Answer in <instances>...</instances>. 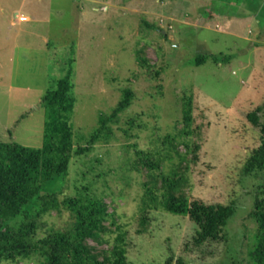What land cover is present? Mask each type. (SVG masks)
Returning <instances> with one entry per match:
<instances>
[{
    "label": "rangeland",
    "instance_id": "rangeland-1",
    "mask_svg": "<svg viewBox=\"0 0 264 264\" xmlns=\"http://www.w3.org/2000/svg\"><path fill=\"white\" fill-rule=\"evenodd\" d=\"M226 2L0 0V141L43 147L44 134L60 122L61 137L53 132L50 139L71 149L68 174L46 185L50 190L62 186L60 198L81 193L111 201L130 223L129 264H165L170 258L171 264H245L249 259L254 225L244 217L251 209L254 177L241 169L260 137L246 115L260 108L264 120V11L253 18L251 7H241L244 2L239 7ZM258 3L264 10V0H254ZM25 14L37 19L40 29L34 34L16 33L15 22ZM256 40L259 47L251 46ZM146 43L150 74L137 67L133 55ZM200 53L230 59L195 65ZM71 54V97L41 105L48 84L70 65ZM125 88L133 96L118 120L109 123L112 134L79 152L88 146L99 112L109 114ZM186 96L192 97L194 126L200 128V138L197 132L190 138L200 147L197 161L189 163L188 193L207 203H234L225 241L196 244V224L163 211H150L146 232L135 233L142 191L141 177L130 169L132 145L155 149L160 137L173 133ZM42 221L57 229L70 218L61 209ZM39 262L32 257L14 264Z\"/></svg>",
    "mask_w": 264,
    "mask_h": 264
},
{
    "label": "trees",
    "instance_id": "trees-1",
    "mask_svg": "<svg viewBox=\"0 0 264 264\" xmlns=\"http://www.w3.org/2000/svg\"><path fill=\"white\" fill-rule=\"evenodd\" d=\"M242 2L245 6L241 7H251L250 16L253 18L264 11L259 3L254 5V0H227L226 4L239 7ZM238 16H242L241 13ZM256 21L261 24L260 19ZM147 45L137 47L133 55L137 67L150 74L153 65L145 54ZM253 45L259 47L260 41H251ZM73 55L68 59L70 65L62 77L48 84L41 105L61 103L67 95L71 97ZM207 59L226 63L230 58L222 54L200 53L192 63L200 65ZM132 96L133 92L125 88L109 114L99 112L97 127L89 136L88 146L80 148L79 152L91 149L93 143L112 134L109 123L118 120L119 114L130 105ZM182 101V115L174 123V132L160 137L155 149L132 145L130 169L141 177L142 191L135 214V233L146 232L150 211H163L185 216L194 222L197 229L192 239L196 244L208 240L225 241L228 236L225 225L234 212V203H207L191 198L188 193L189 163L197 161L200 147L190 138L197 132L199 139L200 128L194 126L192 97L186 96ZM260 115V108L246 115L258 129L260 137L258 146L245 158L241 169L243 174L254 177L251 209L244 217L254 225L253 246L249 248V259L246 261L245 258V264H264V120L261 121ZM59 127H62L60 122L54 130L51 128L57 137H61ZM52 133L44 134L43 147L0 141V264L19 263L32 257L40 260L39 264H129L126 250L130 223L122 220L123 215L111 201L81 193L60 198L58 194L62 186L50 190L46 185L66 177L71 160L68 154L71 149L66 151L59 143H52ZM61 209L69 214L68 224L57 229L47 227L42 217ZM171 263V258L165 262Z\"/></svg>",
    "mask_w": 264,
    "mask_h": 264
},
{
    "label": "crops",
    "instance_id": "crops-1",
    "mask_svg": "<svg viewBox=\"0 0 264 264\" xmlns=\"http://www.w3.org/2000/svg\"><path fill=\"white\" fill-rule=\"evenodd\" d=\"M102 11L104 13H106L108 11V6H106V5L103 6ZM25 15H26V20H24V21L19 20L17 22L14 21L15 26L18 27V28H16V33L20 32L23 35L34 34L36 28L40 29V26H37V19L32 15H29V14H25ZM42 33L44 34V31ZM40 38L42 39V42H44L45 38L44 37H40ZM41 51L43 52L42 54H44L46 52L45 49H42Z\"/></svg>",
    "mask_w": 264,
    "mask_h": 264
},
{
    "label": "built area",
    "instance_id": "built-area-1",
    "mask_svg": "<svg viewBox=\"0 0 264 264\" xmlns=\"http://www.w3.org/2000/svg\"><path fill=\"white\" fill-rule=\"evenodd\" d=\"M25 19H26L25 16H22V17L19 18L20 21H24Z\"/></svg>",
    "mask_w": 264,
    "mask_h": 264
}]
</instances>
